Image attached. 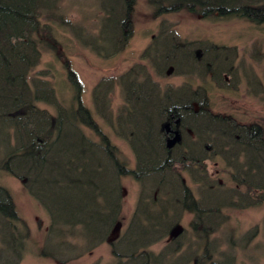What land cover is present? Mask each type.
Returning <instances> with one entry per match:
<instances>
[{
    "label": "trees",
    "instance_id": "16d2710c",
    "mask_svg": "<svg viewBox=\"0 0 264 264\" xmlns=\"http://www.w3.org/2000/svg\"><path fill=\"white\" fill-rule=\"evenodd\" d=\"M148 6L154 17L185 10L203 20L264 26V0H148ZM134 7L135 0H99L93 30L72 22L61 0H0V173L19 180L49 218L46 241L37 248L42 258L66 264L64 255L76 251L79 257L76 242L84 240L87 252L107 243L114 264H232L234 253L220 252L214 235L230 211L264 203L263 127L240 124L209 106L210 82L223 87V77L238 78L234 47L183 40L162 22L140 59L156 78L173 68L187 81L163 87L147 66L135 64L94 87L95 113L128 145L133 169L82 104L81 84L66 61L74 90L68 104L56 98L42 77L46 72L28 78L43 50L60 48L56 31L104 59L122 53L133 33ZM192 80L202 85L194 87ZM115 86L122 102L113 112ZM216 159L231 186L208 172ZM125 177L139 187L137 202L125 230L109 241L120 222ZM185 217L187 226L175 233ZM258 232L254 227L242 236L245 247ZM29 237L0 186V264H19ZM161 242L160 252L150 251Z\"/></svg>",
    "mask_w": 264,
    "mask_h": 264
},
{
    "label": "rangeland",
    "instance_id": "374dc122",
    "mask_svg": "<svg viewBox=\"0 0 264 264\" xmlns=\"http://www.w3.org/2000/svg\"><path fill=\"white\" fill-rule=\"evenodd\" d=\"M98 1L61 0V6L64 14L72 22H81L84 26L95 30L100 18ZM162 22L173 25L174 31L182 39L206 40L216 46L236 49L235 65L238 67V78L232 80L223 77L225 78L223 87H218L210 82L211 87H208L209 106L214 113L232 116L240 124L257 123L264 130V26L254 28L241 19L203 20L186 11L154 17L148 6V0H135L132 14L133 33L127 48L119 56L104 59L90 48L75 41L71 34L56 31L55 38L60 48L54 52L43 50L41 58L29 75V78H39L41 77L40 72H46L42 77L50 83L56 98L64 104H68L73 97L74 90L66 80L67 72L64 70L63 63L66 61L70 69L78 76L81 84L80 99L82 104L93 114L103 132L118 149L121 161L125 162L130 169L135 166L133 154L128 145L118 139L108 125L96 115L92 103V93L94 87L102 79L117 77L132 64L138 62L140 53L149 44L151 37L157 33V28ZM97 31L98 29L94 34ZM144 66H147L155 82L163 87L179 86L187 81L182 76H175L173 72L162 79L156 78L149 68L150 66L148 67L147 63ZM190 83L194 87L202 85L200 80H192ZM110 101L114 112L122 102V95L116 86L112 91ZM41 107L45 108L43 105ZM47 109L51 111V108ZM2 149L3 147L0 146V154ZM207 167L212 177L231 186L220 160L209 162ZM121 184L120 222L113 229L109 241L115 240L125 230L137 202L139 190L137 184L129 177L123 178ZM0 186L10 193L19 218L26 223L30 232L23 258L19 264H60L58 261L42 258L37 253V248L46 241L49 228V218L44 209L27 194L19 180L0 173ZM228 214L230 220L213 237L219 244L220 252H227L230 248L235 256L232 264H264V203L257 208L230 211ZM188 218L185 217L182 226L175 233L187 226ZM254 227H258V235L245 247L241 241L243 235ZM76 243L81 255L66 264H114V258L107 243L98 246L91 252L86 251L84 240H78ZM164 244V242L158 243L151 247L150 251L157 254L162 250Z\"/></svg>",
    "mask_w": 264,
    "mask_h": 264
},
{
    "label": "bare ground",
    "instance_id": "6f19581e",
    "mask_svg": "<svg viewBox=\"0 0 264 264\" xmlns=\"http://www.w3.org/2000/svg\"><path fill=\"white\" fill-rule=\"evenodd\" d=\"M260 28H261V27H260ZM29 77H30V76H28V78H29ZM30 79H31V78H29V80H30ZM122 179H123V178H122ZM122 179H121V180H122ZM69 253H70V254H66V255H64L65 258L70 259V260H71V259H76L72 252L69 251ZM70 260H69V261H70ZM69 261H68V262H69Z\"/></svg>",
    "mask_w": 264,
    "mask_h": 264
}]
</instances>
